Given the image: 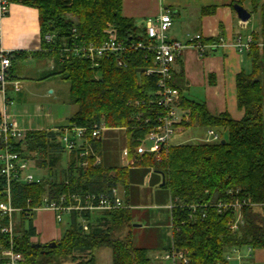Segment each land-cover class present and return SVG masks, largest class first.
Segmentation results:
<instances>
[{
	"label": "trees",
	"instance_id": "obj_1",
	"mask_svg": "<svg viewBox=\"0 0 264 264\" xmlns=\"http://www.w3.org/2000/svg\"><path fill=\"white\" fill-rule=\"evenodd\" d=\"M35 8L39 13L42 49L33 57L54 56L57 76L70 84V102L78 107L69 119V125L91 127L105 121L107 128H127L132 132V147L148 130L144 122L141 129H132L133 116L138 110L127 105L129 100L147 98L155 93L157 78L146 77L144 72L153 65V58L144 51L131 53L127 68H117L111 61H99L93 66L83 59L60 60L57 51H44L49 45L47 34H55L66 41L101 44L105 29L112 25L124 43L147 42L144 26L123 16L124 0H14ZM250 2L251 13L259 14L260 29L252 33L254 44L247 53L251 72L242 71L236 77L238 108L244 111L241 120L227 114L212 115L206 105L188 101L182 95V108L189 111L184 128L214 129L224 131L227 137L216 143H183L172 145L168 154L157 161L154 155L136 158V166H146L164 174L170 193L172 246L187 253L189 264H229L226 256L234 248L264 249V0H238L231 6ZM215 9L204 8L209 14ZM71 15L76 22L68 18ZM73 29L76 33L73 34ZM61 42V40H60ZM218 39H204L205 44H217ZM22 54V53H21ZM11 58V62H12ZM181 74H174L170 85L183 93ZM180 78V79H179ZM150 111V110H149ZM144 112V111H143ZM149 112H144V118ZM2 119L0 117V123ZM144 124V125H143ZM62 128L56 130H30L23 139H11L10 148L34 162L43 172L39 184L14 182L11 186L12 206L25 209L28 205L41 207L44 199H58L64 194L103 193L122 185L128 187L127 168H106L101 163L81 166L83 160L75 152H67L62 143ZM225 141V143H223ZM100 151V141L95 142ZM5 144L0 140V151ZM67 166L62 169L63 159ZM139 160V161H137ZM63 174L60 180L58 176ZM5 181L0 177V201L4 197ZM245 199L259 207L243 210L244 224L233 232L231 212L219 214L214 208L205 211L199 207L192 213L188 206L213 204L221 200ZM28 201H31L28 203ZM206 212V216L203 214ZM35 212L16 214L18 237L16 250L24 256L21 264H97L96 252L108 248L112 264H155L144 248L136 246L134 235L129 232L121 238L114 233L124 226H131L130 209L108 212L109 227L102 233H85L80 218L90 213L73 212L61 240L55 247L44 245L35 248L37 236L33 223ZM8 220L0 216V224ZM8 245V238L0 232V253Z\"/></svg>",
	"mask_w": 264,
	"mask_h": 264
},
{
	"label": "built area",
	"instance_id": "obj_2",
	"mask_svg": "<svg viewBox=\"0 0 264 264\" xmlns=\"http://www.w3.org/2000/svg\"><path fill=\"white\" fill-rule=\"evenodd\" d=\"M14 0H0V22L10 13V7ZM243 23V22H242ZM246 24V23H243ZM173 25L170 11L163 10L158 16L148 18L144 23L147 42L130 41L124 43L119 40L117 30L108 24L104 33L106 39L101 44L96 43H80L73 39L70 42L65 38H58L55 34H47L45 41L49 45L44 51L47 53L57 51L60 60L83 59L89 61L96 66L99 61H111L117 68H127L131 61V53L136 51H144L153 58V65L148 68L144 75L146 77L157 78V88L155 93L147 98L129 100L127 105L137 113L133 116L135 125L132 129H141L142 122L147 127V134L137 140L138 145L135 146V160L146 154L154 155L157 161H161L168 154L169 148L172 146L171 140L173 135L183 122L189 120V112L182 108V94L180 90L170 85L173 78V71L177 60L188 47L197 50L200 57H205L213 49L234 48L240 55L248 53L254 44L252 35L245 36L238 34L233 40L226 41L223 38L218 39L217 44H205L202 35H192L189 42L182 43L171 39L169 31ZM73 34L76 29H73ZM61 40V42H60ZM14 53L5 50L2 46V33L0 29V92L5 94V85L7 83V74L11 67V58ZM15 91L21 89L19 82H14ZM150 110V111H149ZM148 111L149 115L144 118V112ZM11 115L6 111L1 116L0 123V140L5 144V148L0 151V177L5 181L4 197L5 201H0V216L8 220L6 225L0 224V232L7 236L8 245L1 250L0 264H21L24 256L16 250V239L18 233L16 226L19 221L15 218L16 214L32 212L38 213L44 210H51L55 213L57 223L64 222L65 217H70L73 212L87 213L93 211L111 212L121 209H130L126 203L117 194L116 188L103 193H86L83 194H64L58 199H44L41 207L34 208L27 206L25 209H16L12 206L11 186L14 182L24 184H39L42 177H35L31 173V169L35 168L34 162L30 159L22 157L21 154L10 148V140H21L25 136L24 130H21L15 122H9ZM143 124V125H144ZM61 143L67 152H75L79 159L83 162V168L88 167L90 160H94V165H100L102 159L99 151L96 149L95 142L98 141L104 131L107 130L105 121L96 122L91 127H79L69 125L62 129ZM222 140V136L214 129L207 130V136L201 139L205 143H216ZM124 156H129V151L124 152ZM36 169V168H35ZM31 201H28L30 203ZM175 207L173 203L170 205L172 210ZM214 208L219 214L231 212L234 220L230 224L233 232L239 230L244 224L243 210L246 207H259L245 199L237 200H221L213 204H197L188 206L192 213L197 208ZM206 216V212L203 217ZM85 221V218H80ZM172 227V226H171ZM226 259L228 262H241L242 255L239 248L232 249ZM234 253V255H232ZM161 264H189L190 260L184 251L175 249L173 246L157 257Z\"/></svg>",
	"mask_w": 264,
	"mask_h": 264
},
{
	"label": "crops",
	"instance_id": "obj_3",
	"mask_svg": "<svg viewBox=\"0 0 264 264\" xmlns=\"http://www.w3.org/2000/svg\"><path fill=\"white\" fill-rule=\"evenodd\" d=\"M237 1L124 0L122 13L124 17L135 20L136 25L144 26L148 18L156 17L163 10H168L173 20V25L169 31L171 39L187 43L190 36L199 34L204 39L223 38L231 42L238 34L248 36L257 31L249 32V22L243 24L238 18L231 6ZM246 5L251 6L249 1H246L243 7L245 8ZM212 7L215 12L202 13L204 8ZM0 29L3 48L14 53L12 55L14 59H12L11 67L7 74L5 94L3 95L0 92V117L6 111L11 115L9 122H15L24 131L56 130L69 126V119L63 123L54 117L52 107L45 103L33 102L32 100L34 97H38L41 100L50 94H54L55 87L59 85L57 81L61 80L57 76H52L56 70V59L54 56L33 57L32 55L40 52L43 47L38 10L13 1L10 13L0 22ZM246 57L247 53L240 55L234 48L229 47L213 49L205 57H200L195 48L188 47L177 60L173 76L175 74L177 76L176 81H178V75L180 76L181 74L182 95L188 101L206 105L212 115L227 114L234 120H241L244 117V111L240 110L237 105L236 77L242 71L245 72ZM18 63L21 65L26 64L27 67L34 65L37 70L36 76L34 78H25L22 71L16 72ZM14 82L20 83V91H15ZM35 85H39V88L35 89L33 87ZM49 90L51 91L49 92ZM186 111L189 112L188 110ZM183 128L180 126L178 130L182 132ZM207 130L205 129L206 136ZM206 136L196 134L194 138L202 139ZM103 139L102 133L99 139L100 151H102L101 144ZM178 144L183 143L180 142ZM126 150L129 151L127 158L124 156ZM123 151L124 160L128 159L129 163H132L135 160L134 150L130 151L124 148ZM129 165L130 167H137L136 165ZM146 168L152 171V168ZM155 173L162 177L160 172L155 171ZM125 193H128V187L125 189ZM127 198L125 202L129 204V198ZM46 212L50 214V222L39 221V224L37 220L33 222L37 234L34 241L38 240L39 227L43 228L44 234H42V241L39 242L42 245L58 242L62 238V233L55 225V213L51 210L40 211V213ZM17 221H19L18 218ZM64 221L67 223L69 217H65ZM80 222L85 233L99 234L108 230L109 215L108 212L93 211L90 212L89 218L85 219L84 222L80 220ZM44 225L48 228L47 230ZM132 227L133 231L128 229L124 234L136 232V229L144 230L142 224L136 225L135 219L132 220ZM240 251L243 264H264V249L244 247ZM155 259H157V256ZM235 263L239 264L236 260Z\"/></svg>",
	"mask_w": 264,
	"mask_h": 264
},
{
	"label": "rangeland",
	"instance_id": "obj_4",
	"mask_svg": "<svg viewBox=\"0 0 264 264\" xmlns=\"http://www.w3.org/2000/svg\"><path fill=\"white\" fill-rule=\"evenodd\" d=\"M245 9L251 11V7L246 5ZM68 18L76 22L77 19L71 15ZM260 29V16L259 14H252L249 20L248 31L253 30L259 31ZM255 31V32H257ZM246 64L244 67L245 72H251L250 59L246 57ZM250 66H249V64ZM35 64V63H34ZM30 66V65H29ZM22 71L25 78H34L36 76L37 70L34 65L27 67L26 64H17L16 72ZM58 86L55 87V93L50 94L47 97L40 100L38 97H34L33 102H41L42 104H47L52 107L54 117L61 122H67L66 120L74 116L78 107L70 102V84L67 81L58 80ZM35 89L39 88V85L33 86ZM52 90V89H51ZM49 90V92L51 91ZM67 118V119H66ZM183 127V126H182ZM178 130L171 140V145H176L178 143H195L202 142L200 138H194L196 134L200 136H206V131L203 128H183L182 132ZM223 138L227 137V133L224 131L219 132ZM103 142L101 144L102 151H100V156L103 159V166L106 168H127L129 172L128 177V193H125V187L120 185L116 188L117 194L120 198L126 201L129 198V206L131 207V214L133 219L136 220V225H143L144 230L136 229L133 232L136 246L144 248L148 252L149 258L155 264H161V262L156 258L163 254L165 251L172 247V232H171V198L167 187L162 185L163 178L161 175L155 173V171L146 166L130 167L129 160H124L123 150L124 148L133 151L132 147V132L127 128H111L103 132ZM204 139V138H202ZM139 161V160H137ZM136 163V162H135ZM136 165V164H134ZM67 166L66 159L64 157L62 163V169ZM150 170V171H149ZM31 173L35 177H42L43 172L38 169L32 168ZM150 175V176H149ZM150 177V179H149ZM63 174L58 176V179H62ZM127 194V195H126ZM127 198V199H128ZM131 204V205H130ZM46 213H35L33 217V222L37 220L50 222V214ZM56 221V216H55ZM56 228L60 230L62 236L65 230L68 228V224L57 223ZM45 226V229L48 228ZM40 228V233L38 235L37 242L42 241L43 228ZM132 230L131 226H124L114 233V238H121L125 236L124 232L127 230ZM140 230V231H139ZM35 240V238L33 239ZM34 241V242H36ZM230 252H233L232 250ZM234 255V253H232ZM97 264H111L112 254L111 250L108 248L100 249L96 252ZM229 264H236L235 261L229 262Z\"/></svg>",
	"mask_w": 264,
	"mask_h": 264
},
{
	"label": "water",
	"instance_id": "obj_5",
	"mask_svg": "<svg viewBox=\"0 0 264 264\" xmlns=\"http://www.w3.org/2000/svg\"><path fill=\"white\" fill-rule=\"evenodd\" d=\"M234 10L238 16V18L241 20V22L243 23H247L249 22V20L251 19L252 17V13L249 12L247 9H245L243 6L239 5V4H235L234 5ZM223 143H225V141H223ZM162 174V173H161ZM162 177H163V183L162 185L165 184V177H164V174H162ZM44 245H42L41 243H35L33 244V247L35 248H42ZM56 246V243L55 242H52V243H49L48 244V247L52 248V247H55Z\"/></svg>",
	"mask_w": 264,
	"mask_h": 264
}]
</instances>
